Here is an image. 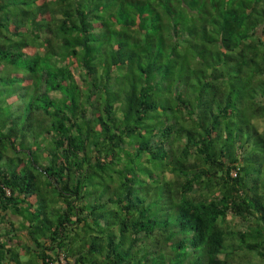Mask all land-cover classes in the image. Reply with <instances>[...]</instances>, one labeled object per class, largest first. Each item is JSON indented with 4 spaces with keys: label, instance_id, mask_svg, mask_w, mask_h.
I'll list each match as a JSON object with an SVG mask.
<instances>
[{
    "label": "trees",
    "instance_id": "16d2710c",
    "mask_svg": "<svg viewBox=\"0 0 264 264\" xmlns=\"http://www.w3.org/2000/svg\"><path fill=\"white\" fill-rule=\"evenodd\" d=\"M22 254L264 264V0H0V264Z\"/></svg>",
    "mask_w": 264,
    "mask_h": 264
},
{
    "label": "rangeland",
    "instance_id": "374dc122",
    "mask_svg": "<svg viewBox=\"0 0 264 264\" xmlns=\"http://www.w3.org/2000/svg\"><path fill=\"white\" fill-rule=\"evenodd\" d=\"M238 221V220H237ZM30 258V262H26V260ZM20 260H21V264H40L39 262H37V260L35 259V257L31 254V255H27V254H22L20 255ZM61 263L64 262V259L62 258L60 260Z\"/></svg>",
    "mask_w": 264,
    "mask_h": 264
}]
</instances>
